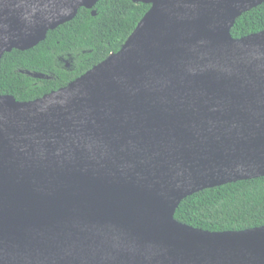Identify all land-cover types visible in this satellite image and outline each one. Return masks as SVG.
I'll list each match as a JSON object with an SVG mask.
<instances>
[{"label": "water", "instance_id": "95a60500", "mask_svg": "<svg viewBox=\"0 0 264 264\" xmlns=\"http://www.w3.org/2000/svg\"><path fill=\"white\" fill-rule=\"evenodd\" d=\"M97 1L0 0V61ZM129 1L150 8L117 53L34 101L0 95V264H264V226L173 219L188 196L264 177V31L230 35L264 0ZM160 5L193 9V41L150 70L187 12L150 24ZM164 196L169 224L148 205Z\"/></svg>", "mask_w": 264, "mask_h": 264}, {"label": "trees", "instance_id": "16d2710c", "mask_svg": "<svg viewBox=\"0 0 264 264\" xmlns=\"http://www.w3.org/2000/svg\"><path fill=\"white\" fill-rule=\"evenodd\" d=\"M150 5L98 0L69 22L49 31L26 51L12 50L0 61V95L30 102L67 86L117 53ZM92 11L95 15H92ZM264 31V3L239 16L233 39ZM40 74L45 78L27 75ZM173 219L207 232H238L264 226V177L206 189L184 198Z\"/></svg>", "mask_w": 264, "mask_h": 264}, {"label": "bare ground", "instance_id": "6f19581e", "mask_svg": "<svg viewBox=\"0 0 264 264\" xmlns=\"http://www.w3.org/2000/svg\"><path fill=\"white\" fill-rule=\"evenodd\" d=\"M183 11L187 12L184 17L179 18L182 21L180 27L170 32L163 40L154 41V43L152 41L150 51L147 53L148 60L150 61L148 63L150 65V70L160 64L161 60L166 59L168 56L175 57L178 53L191 45L193 41L191 12H193V9L160 5L156 6L148 17V22L150 24L158 25L169 20L172 15H178ZM137 64L139 65H137L136 70L139 71L142 62L139 61ZM143 65L144 64H142V66ZM172 203L173 199L171 196H164L149 202L148 205L163 224H169L168 214Z\"/></svg>", "mask_w": 264, "mask_h": 264}]
</instances>
